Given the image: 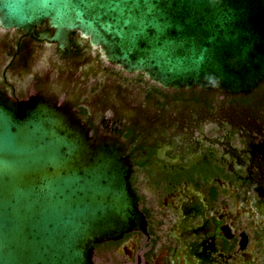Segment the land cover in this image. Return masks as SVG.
Wrapping results in <instances>:
<instances>
[{
  "label": "water",
  "instance_id": "1",
  "mask_svg": "<svg viewBox=\"0 0 264 264\" xmlns=\"http://www.w3.org/2000/svg\"><path fill=\"white\" fill-rule=\"evenodd\" d=\"M0 24L75 32L165 88L247 94L264 82V0H0ZM127 145L96 138L71 98L0 88V264H94L95 246L147 227Z\"/></svg>",
  "mask_w": 264,
  "mask_h": 264
},
{
  "label": "flooded vegetation",
  "instance_id": "2",
  "mask_svg": "<svg viewBox=\"0 0 264 264\" xmlns=\"http://www.w3.org/2000/svg\"><path fill=\"white\" fill-rule=\"evenodd\" d=\"M0 24V88L71 98L91 135L122 140L145 229L98 244L94 264H264V82L247 94L165 88L69 46Z\"/></svg>",
  "mask_w": 264,
  "mask_h": 264
}]
</instances>
